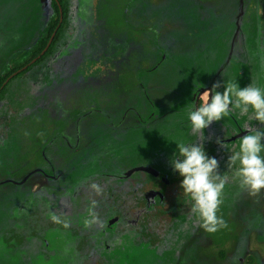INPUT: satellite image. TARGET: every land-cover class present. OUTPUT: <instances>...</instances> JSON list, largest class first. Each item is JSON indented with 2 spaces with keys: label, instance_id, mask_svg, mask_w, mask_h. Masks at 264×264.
<instances>
[{
  "label": "rangeland",
  "instance_id": "obj_1",
  "mask_svg": "<svg viewBox=\"0 0 264 264\" xmlns=\"http://www.w3.org/2000/svg\"><path fill=\"white\" fill-rule=\"evenodd\" d=\"M69 5L53 61L11 84L2 103L0 264H264V190L226 184L218 215L228 227L209 234L170 163L175 143L196 139L187 113L203 92L216 82L243 88L264 72V0ZM55 17L50 0H0V78L30 59ZM245 123L237 110L204 130L220 174L230 153L217 140L245 135ZM48 184L40 194L62 189L67 213L53 216L57 200L34 194ZM144 208L151 213L132 227L121 218Z\"/></svg>",
  "mask_w": 264,
  "mask_h": 264
},
{
  "label": "clouds",
  "instance_id": "obj_2",
  "mask_svg": "<svg viewBox=\"0 0 264 264\" xmlns=\"http://www.w3.org/2000/svg\"><path fill=\"white\" fill-rule=\"evenodd\" d=\"M221 86L223 92L217 90ZM237 110L240 116L247 117L246 134L230 149L217 140L230 153L228 172L220 174L219 162L204 149V130ZM187 119L196 139L192 143H175L178 151L170 163L181 177L180 188L191 203L193 221L213 234L228 227L218 215L226 184L238 183L250 196H258L264 190V89L254 83L241 88L237 82H216L210 91L203 92L199 106L188 110Z\"/></svg>",
  "mask_w": 264,
  "mask_h": 264
},
{
  "label": "trees",
  "instance_id": "obj_3",
  "mask_svg": "<svg viewBox=\"0 0 264 264\" xmlns=\"http://www.w3.org/2000/svg\"><path fill=\"white\" fill-rule=\"evenodd\" d=\"M57 1H58V4H59V6H60V8L62 10L63 19H62V22H61L59 28L56 31V34H55V36H54L49 48L44 53V55L42 57H40L34 64L30 65L26 70L21 71L20 73L16 74L5 86H3V88L0 90V111H1V108H2V103L4 101H6L7 98L9 97V94H10L9 93V86H11V84H14L16 81L24 82V80L26 81L32 73H38L41 70L47 68L49 63H50V61L51 60L53 61V58L55 57V55H54L55 51L56 50L58 51V50L61 49V45H62L61 37L66 32V30L69 27L70 14H71L72 10L70 9L69 0H57ZM50 5H51L52 12L56 15V17L48 22V25H47L48 26V31H47L46 36L43 39L40 40V43L34 49L33 53L30 56V59L26 63L20 65L17 68H13L8 73H6L3 77L0 78V88L2 87L3 83L5 82V80L10 75H12L16 71L22 69L24 66L29 64L33 59H35L37 56H39L40 53L46 47L51 35L54 33V31L56 30L57 26L59 25V19H60L59 7H58L56 1L55 0H50ZM237 52L238 51L235 52V55L237 54ZM249 61H250L249 64L250 65L252 64L251 65L252 67L256 64V60L255 59L254 60L250 59ZM255 69H258V68H255ZM253 78L255 80V85L262 89V86H264V72L261 74L258 70H256L255 71V75H253ZM27 82L30 83L29 80H27ZM0 115H1V112H0ZM6 116H5V118H6ZM207 130H208V128H207ZM207 130H205V131H207ZM52 186H53V184L52 185L48 184L47 186H43L42 189H41V192L46 187H52ZM61 190L62 189H60V191ZM124 191H125V194H127V195L130 193V192H128L129 191L128 188L126 190H124ZM120 192H121V190H120ZM131 195H134V194L131 193ZM42 197L43 198L46 197V199H44L45 201L47 200V201H50L51 203H53L52 202V198L47 196L45 191H44V195H42ZM59 198H60V201H59V204H58L59 212L63 213V214L67 213L66 212L67 209L64 211V209L60 206L67 199V196L65 195V193H63V194H60ZM129 203H130V200L126 201V203L124 205H129ZM130 204H132V208H134L133 204H135V202L133 200H132V203H130ZM69 209L71 210L70 204H69ZM44 212H46V210H44ZM30 213L33 214V212H30ZM125 213L121 214L122 215L121 218H122V220L128 221L130 223V225L128 224V226L132 227V225L134 226V224H136L137 222L139 223V220L145 219L148 216V213H151V211H149L148 209H145V208L141 209L139 211H136L134 209V211H132V213H131V217L128 216L127 218H125V217L128 214V212H125Z\"/></svg>",
  "mask_w": 264,
  "mask_h": 264
},
{
  "label": "flooded vegetation",
  "instance_id": "obj_4",
  "mask_svg": "<svg viewBox=\"0 0 264 264\" xmlns=\"http://www.w3.org/2000/svg\"><path fill=\"white\" fill-rule=\"evenodd\" d=\"M210 133H211V132H210ZM220 135H221V134H220ZM233 137H235V134H234L232 137H230V138H223V139H220V138H219L218 140H220L221 143H223V144H227V143L230 144V143H233V142H235V141L237 140V139H236V140H232V141H231V139H232ZM135 171H136V170H135ZM141 172H142V171H141ZM148 174H149V173H148ZM150 175H151V174H150ZM158 178L161 179L164 183H168V179H166L165 177H163V176L160 175ZM42 187H43V185H42L41 187H39V189H37V191H35V193H34L35 195H38V194H39L38 196L41 197L40 199H43L42 194H40V193L43 192V190H42V192H41ZM53 189H55V187H53ZM128 189L131 190V192H137V193H139V192H138V191H139V190H138L139 188H136V189L133 188V189H132V188H129V187H128ZM56 192H58V193H57V196H58V197H57V198H56V197H53V198H52V201H53L54 199L57 200V206H56V210H57V211H56V210L53 211V212H54V213L52 214L53 216H54L55 214L59 215L58 204H59V201H60V198H59V197H60V195H59L60 190H59V191H55L54 194H56ZM148 192H150V193H152V192L161 193V194H162V197L154 196V197H151L150 200L152 199L154 202H155V201H158L159 204H163V203H164V199H163V197H165V196H164V194H163L160 190H157V191H156V190L148 189L147 191H143V196L146 197V195L148 194ZM34 194H33V195H34ZM148 200H149V199H148ZM37 201H38V200H37ZM43 201L45 202L44 199H43ZM43 201H41V202H43ZM149 204H150V203H149ZM152 204H154V203H152ZM57 208H58V209H57ZM69 211H70V209H69ZM59 219H60V217H59ZM59 219H58V220H59Z\"/></svg>",
  "mask_w": 264,
  "mask_h": 264
},
{
  "label": "water",
  "instance_id": "obj_5",
  "mask_svg": "<svg viewBox=\"0 0 264 264\" xmlns=\"http://www.w3.org/2000/svg\"><path fill=\"white\" fill-rule=\"evenodd\" d=\"M56 1V3H57V5H58V7H59V15H60V19H59V25L57 26V28H56V30L54 31V33L51 35V37H50V39H49V41H48V43H47V45H46V47L44 48V50L40 53V55L39 56H37L35 59H33L29 64H27L26 66H24L22 69H20V70H18V71H16L15 73H13L12 75H10L6 80H5V82L3 83V85H2V87L0 88V90L3 88V86H5L16 74H18V73H20L21 71H24V70H26L30 65H32V64H34L40 57H42L43 55H44V53L47 51V49L49 48V46H50V44H51V42H52V40H53V38H54V36H55V34H56V31H57V29L59 28V26H60V24H61V22H62V19H63V17H62V10H61V8H60V6H59V4H58V1L57 0H55ZM243 135L242 134H240V135H237V136H235V137H233L232 139H231V141L232 140H236V139H238V138H240V137H242ZM136 171H145V172H148L149 174H151V175H154L155 177H159L160 175H158V174H156L155 172H153V171H151V170H147L146 168H141V169H136ZM149 194H151V195H153V197L154 196H159V197H162V194L161 193H157V192H152V193H150V192H148Z\"/></svg>",
  "mask_w": 264,
  "mask_h": 264
}]
</instances>
